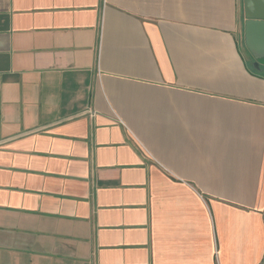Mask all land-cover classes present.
<instances>
[{"label":"crops","instance_id":"obj_1","mask_svg":"<svg viewBox=\"0 0 264 264\" xmlns=\"http://www.w3.org/2000/svg\"><path fill=\"white\" fill-rule=\"evenodd\" d=\"M245 22L244 0H0V264H264Z\"/></svg>","mask_w":264,"mask_h":264},{"label":"water","instance_id":"obj_2","mask_svg":"<svg viewBox=\"0 0 264 264\" xmlns=\"http://www.w3.org/2000/svg\"><path fill=\"white\" fill-rule=\"evenodd\" d=\"M245 44L256 59L264 60V0H244Z\"/></svg>","mask_w":264,"mask_h":264},{"label":"rangeland","instance_id":"obj_3","mask_svg":"<svg viewBox=\"0 0 264 264\" xmlns=\"http://www.w3.org/2000/svg\"><path fill=\"white\" fill-rule=\"evenodd\" d=\"M242 45H243V49H245V48H244V44H242ZM246 53H247V50H246ZM262 61H264V60H262Z\"/></svg>","mask_w":264,"mask_h":264}]
</instances>
